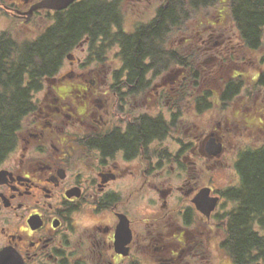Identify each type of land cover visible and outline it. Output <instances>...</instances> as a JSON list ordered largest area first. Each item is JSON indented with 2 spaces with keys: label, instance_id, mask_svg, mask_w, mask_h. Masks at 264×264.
Instances as JSON below:
<instances>
[{
  "label": "flooded vegetation",
  "instance_id": "flooded-vegetation-1",
  "mask_svg": "<svg viewBox=\"0 0 264 264\" xmlns=\"http://www.w3.org/2000/svg\"><path fill=\"white\" fill-rule=\"evenodd\" d=\"M39 1L0 0L8 25L0 34L31 29L75 3L34 7ZM113 1L117 20L108 31H89L31 91L33 109L0 148V264H220L221 253L224 263L252 264L259 254L254 264H264L263 244L240 256L236 248L239 232L264 238V216L250 209L240 165L252 148V86L248 55L242 61L236 52L248 38L232 0H214L215 14L194 31L188 21L168 31L166 50L177 59L200 53L193 70L179 62L126 67L124 34L151 25L171 0ZM207 5L199 2L200 13ZM232 52L248 67L244 74L215 68ZM215 107L223 110L205 130L204 112ZM211 138L221 153L208 147ZM202 189L217 199L209 215L193 202Z\"/></svg>",
  "mask_w": 264,
  "mask_h": 264
},
{
  "label": "trees",
  "instance_id": "trees-1",
  "mask_svg": "<svg viewBox=\"0 0 264 264\" xmlns=\"http://www.w3.org/2000/svg\"><path fill=\"white\" fill-rule=\"evenodd\" d=\"M210 1L211 5H207L205 11L200 13L198 5L201 0H171L170 7H162L158 10L151 25L140 28L135 34H124L126 67L167 68L179 62L189 70L196 69L198 64L201 65V56L197 50H191L187 60L182 61L176 58L175 52L166 50L165 42L171 28L175 31L181 28L182 22L195 19L204 21L208 16L214 15L215 13L211 11L214 0ZM232 4L234 19L241 23L239 32L243 37L248 38L247 43L236 51L237 54L242 55L240 60L243 61L246 53H256L263 45L264 0H232ZM115 7L116 1L113 0H83L75 2L71 9L63 10L55 17L50 15L51 19H48L50 22L31 37L24 36L19 39L13 30L0 34V148H5L11 142L10 138L20 124V118L33 109L31 91L41 87L47 77L55 74L63 65L68 53L89 31L93 33L101 29L108 31L111 23L117 20ZM192 27H189V32L194 31ZM192 42H195V39ZM233 53H228L219 60L215 68L224 72L236 68L242 70L244 74V70L248 67L245 62L241 64L239 59L235 61ZM149 55L152 57V62L146 64L145 59ZM248 74L247 80L251 79L249 83L254 90L257 91L256 87L264 88V53L259 63H254L253 71ZM226 78L230 77L221 78L219 84H223ZM189 79L195 80L196 76L191 74ZM231 81L227 80L226 84L230 85ZM24 84H27L28 88L22 89L21 86ZM241 85H244L243 81ZM262 108L263 110L260 109L258 113L259 119L251 120L253 126L261 127L264 119V107ZM240 165L243 166L244 179L249 183L251 191L250 209L253 214L262 217L264 216V142L252 145L247 153L242 154ZM235 236L238 250L236 254L239 256L245 255V251L250 247L255 251L257 246L264 245V238L258 236L256 232L250 235L247 231H243ZM252 257L254 264L259 254Z\"/></svg>",
  "mask_w": 264,
  "mask_h": 264
},
{
  "label": "rangeland",
  "instance_id": "rangeland-1",
  "mask_svg": "<svg viewBox=\"0 0 264 264\" xmlns=\"http://www.w3.org/2000/svg\"><path fill=\"white\" fill-rule=\"evenodd\" d=\"M160 2H161V0H157V6L160 4ZM196 17L198 18V16H196ZM48 19H51L50 16H48V15L46 16L45 15L44 19L40 20L36 24L34 23L31 26V29H24V28H19L18 29L16 27L17 30L15 32V36L17 38H19V39H21L24 36L31 37V35H34L37 32H39L41 29L44 28L45 25H47L50 22ZM198 22L199 21H197L196 19L192 20V21L189 22L190 23L189 26L190 27L191 26H196ZM7 26H8L7 25V21L1 18L0 19V29L4 28V27H7ZM263 53H264V42H263V45H262L261 49L258 52L252 53V54L251 53H247L248 62H249V65H250L249 66L250 67V72L253 71L254 63L255 62L259 63V59H260V57H261V55ZM66 63L68 64V61ZM240 63L243 64L242 62H240ZM250 81H251V79H250ZM247 82H248V80H247ZM256 89H257V91L254 90L253 87L251 88V91H252V101H251L252 102V109L250 110L251 114H249V116L252 118L251 120H254L255 118L259 119V116H258L259 114L258 113H259L260 109L263 110L262 107H264V88H263V91H262V88H259V87H256ZM220 107H222V106H220ZM221 110H223V108L215 107V108L208 109L207 111L204 112L203 128L205 130L211 129L213 123L218 119V114L217 113L220 112ZM230 111L232 112L233 110L231 109ZM254 115H256V117H253ZM230 117L232 118L231 114H230ZM239 123H240V125H238L237 128H236L237 132H241L242 130H240V128L245 127V122L244 121L240 120ZM250 133H251L250 139H251V144L252 145H259L260 143H263L264 142V119H263L261 127L259 125H254L253 126L252 123H251V125H250ZM224 157H226V162H225V159H224V162L226 163V166L224 168L222 167L223 170H224V173H222V176L226 175V180L228 181L229 180V178H228L229 169L227 168V166H229V164H231L233 162V160H232V155H229L228 152L225 153ZM227 258L228 257H226L225 255H223L221 253L220 254V261H221L220 264H229L228 261H226V263H224V260H227ZM143 259L145 261H149L150 257L149 258H143Z\"/></svg>",
  "mask_w": 264,
  "mask_h": 264
},
{
  "label": "water",
  "instance_id": "water-1",
  "mask_svg": "<svg viewBox=\"0 0 264 264\" xmlns=\"http://www.w3.org/2000/svg\"><path fill=\"white\" fill-rule=\"evenodd\" d=\"M77 0H41L35 4L36 8H49V9H65ZM208 147L213 150L215 154L222 152V143H215V138L208 141ZM217 199H210L207 196V189H202L193 199V202L206 214H210Z\"/></svg>",
  "mask_w": 264,
  "mask_h": 264
}]
</instances>
